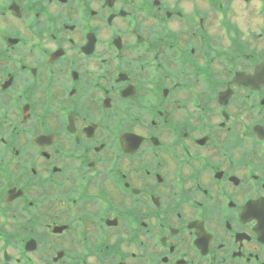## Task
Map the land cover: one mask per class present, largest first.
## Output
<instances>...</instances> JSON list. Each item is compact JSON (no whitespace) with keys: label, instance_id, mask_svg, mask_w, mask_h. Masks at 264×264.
Wrapping results in <instances>:
<instances>
[{"label":"flooded vegetation","instance_id":"1","mask_svg":"<svg viewBox=\"0 0 264 264\" xmlns=\"http://www.w3.org/2000/svg\"><path fill=\"white\" fill-rule=\"evenodd\" d=\"M0 264H264V0H0Z\"/></svg>","mask_w":264,"mask_h":264}]
</instances>
